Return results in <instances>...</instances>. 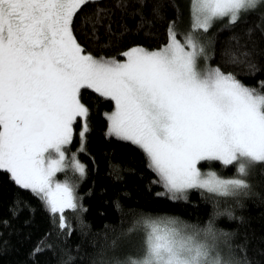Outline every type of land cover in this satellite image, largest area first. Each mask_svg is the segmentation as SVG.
I'll return each mask as SVG.
<instances>
[{
	"label": "snow or ice",
	"instance_id": "snow-or-ice-1",
	"mask_svg": "<svg viewBox=\"0 0 264 264\" xmlns=\"http://www.w3.org/2000/svg\"><path fill=\"white\" fill-rule=\"evenodd\" d=\"M114 2L121 11L130 2L138 4L129 15H139L138 29L144 26L146 0ZM100 4L0 0V172L39 197L53 215L59 213V227L65 229L63 213L77 210L78 198L73 186L54 178L68 168L85 175L74 155L66 162L64 146L72 142L78 118L84 121L80 136L88 131L89 108L82 94L91 90L114 103V110L105 113L107 134L143 151L164 189L157 195L182 200L192 189L218 197L247 195L252 169L264 165V80L259 88L249 87L211 67L199 33H207L216 20L235 25L253 13L264 21V0H189L191 25L183 40L172 21L166 45L132 47L122 60L86 53L74 35V19L88 5L93 10L80 17L83 34L99 39L103 27L109 36L117 35L112 10ZM122 27L120 36L128 31ZM237 59L233 53V62ZM249 68L255 71L254 64ZM213 161L235 166L233 177L198 167ZM137 232L142 235L139 251L101 264H250L245 246L221 243L230 234L218 232L211 220L201 228L178 217L141 214L120 235ZM110 247L116 251L117 241Z\"/></svg>",
	"mask_w": 264,
	"mask_h": 264
},
{
	"label": "trees",
	"instance_id": "trees-1",
	"mask_svg": "<svg viewBox=\"0 0 264 264\" xmlns=\"http://www.w3.org/2000/svg\"><path fill=\"white\" fill-rule=\"evenodd\" d=\"M100 6L112 10L116 36H109L103 27L97 33L99 39L83 34L80 17L91 12L92 5L77 14L73 28L78 43L96 58L121 59L124 51L136 46L159 49L168 41L170 22L180 30L189 20V0H146L142 9L146 22L139 29V15H129L138 4L130 2L125 11L116 8L114 0H101ZM122 26L128 31L120 36ZM199 35L209 48L211 67L218 66L244 85L259 88L258 81L264 80V21L258 13L242 17L235 25H229L227 19L216 20L207 33ZM250 63L255 65L254 72ZM82 102L89 108L88 131L80 136L78 118L72 142L65 146L85 168L74 189L78 209L64 211L67 227L61 229L59 213L53 215L39 197L0 172V264H101L114 255L139 251V232L120 234L141 214L178 217L201 228L211 220L218 232L230 234L221 243L243 245L250 264H264V165L252 169L248 177L252 188L247 195L218 197L192 189L186 199L170 200L157 195L164 189L156 183L158 177L148 167L143 151L107 134L105 113L112 112L114 103L91 90L83 91ZM198 167L222 178L235 174V166L215 161L201 162ZM113 240L117 241L116 251L110 247ZM41 242L43 250L37 253Z\"/></svg>",
	"mask_w": 264,
	"mask_h": 264
},
{
	"label": "rangeland",
	"instance_id": "rangeland-1",
	"mask_svg": "<svg viewBox=\"0 0 264 264\" xmlns=\"http://www.w3.org/2000/svg\"><path fill=\"white\" fill-rule=\"evenodd\" d=\"M190 25H191V17H190V12H189V20L187 21L186 25L184 27L180 28V30H178V28L176 27V31H179L177 33L180 34L181 40H183V35L189 30ZM178 39H179V35H178ZM167 42H166V44H167ZM166 44H164V45H166ZM155 50H158V49H155ZM122 59H124V58L117 59V60H122ZM201 67H203V62H201ZM80 120H81V125H82L81 126V131H82L83 130V123H84V121H83L82 118H80ZM64 151H65V156H66V162H69L70 163L73 155L76 158L75 152L74 151H71V150H67L66 151L65 150V146H64ZM76 160H78V159L76 158ZM207 171H209V170H207ZM80 177H82V176H80L79 173H76L73 169L68 168L65 171H62V172L57 173L54 179L57 182H65L66 181L71 186H73V189H75V184H76L77 180H79Z\"/></svg>",
	"mask_w": 264,
	"mask_h": 264
},
{
	"label": "bare ground",
	"instance_id": "bare-ground-1",
	"mask_svg": "<svg viewBox=\"0 0 264 264\" xmlns=\"http://www.w3.org/2000/svg\"><path fill=\"white\" fill-rule=\"evenodd\" d=\"M69 214V213H68ZM71 220V219H70Z\"/></svg>",
	"mask_w": 264,
	"mask_h": 264
}]
</instances>
